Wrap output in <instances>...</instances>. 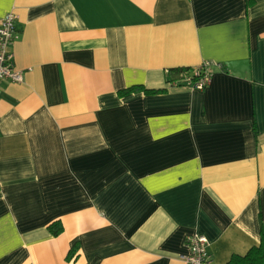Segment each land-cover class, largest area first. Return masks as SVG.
<instances>
[{
	"label": "crops",
	"instance_id": "0c3cea01",
	"mask_svg": "<svg viewBox=\"0 0 264 264\" xmlns=\"http://www.w3.org/2000/svg\"><path fill=\"white\" fill-rule=\"evenodd\" d=\"M10 11L0 264H184L194 234L226 264L259 244L264 0H0ZM205 62L222 67L203 89L168 79ZM132 86L158 91L119 94Z\"/></svg>",
	"mask_w": 264,
	"mask_h": 264
},
{
	"label": "built area",
	"instance_id": "2783aa9c",
	"mask_svg": "<svg viewBox=\"0 0 264 264\" xmlns=\"http://www.w3.org/2000/svg\"><path fill=\"white\" fill-rule=\"evenodd\" d=\"M19 36L16 25V14L12 11L0 19V82L4 79L20 81L21 74L16 70L13 60L12 44ZM211 66L221 68V63L205 62L200 66L191 67L190 73L176 81L183 86L203 89L209 83L212 70ZM205 236L194 234L185 240L187 252L181 256L184 264H212V254L208 248Z\"/></svg>",
	"mask_w": 264,
	"mask_h": 264
},
{
	"label": "trees",
	"instance_id": "16d2710c",
	"mask_svg": "<svg viewBox=\"0 0 264 264\" xmlns=\"http://www.w3.org/2000/svg\"><path fill=\"white\" fill-rule=\"evenodd\" d=\"M190 71L191 67L170 69L167 72L169 77L168 79L173 81L176 85H181L176 83V81L179 80L184 75V73H190ZM140 89L147 93H154L158 91L144 89L140 86H132L119 91V94L124 95ZM49 230L54 236H56L61 233L62 226L58 222H55L49 226ZM73 252L74 249L71 248L67 254V259L71 257ZM226 264H264V232H261L260 242L257 246L251 247L244 255H232Z\"/></svg>",
	"mask_w": 264,
	"mask_h": 264
}]
</instances>
